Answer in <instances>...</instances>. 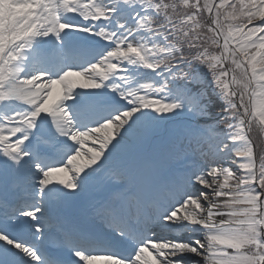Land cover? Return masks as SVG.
Wrapping results in <instances>:
<instances>
[{
  "label": "snow or ice",
  "instance_id": "snow-or-ice-1",
  "mask_svg": "<svg viewBox=\"0 0 264 264\" xmlns=\"http://www.w3.org/2000/svg\"><path fill=\"white\" fill-rule=\"evenodd\" d=\"M0 264H264V0H0Z\"/></svg>",
  "mask_w": 264,
  "mask_h": 264
}]
</instances>
